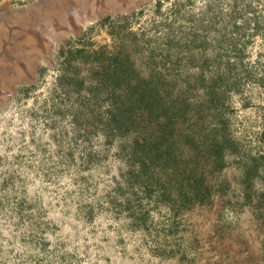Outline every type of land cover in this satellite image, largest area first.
Masks as SVG:
<instances>
[{"label":"rangeland","instance_id":"1","mask_svg":"<svg viewBox=\"0 0 264 264\" xmlns=\"http://www.w3.org/2000/svg\"><path fill=\"white\" fill-rule=\"evenodd\" d=\"M126 27L155 55L154 36L180 27V47L241 50L234 89L211 107L199 106V90L182 94L190 113L202 110L196 129L208 143L223 118L234 145L221 162L179 142L169 171L128 174L118 146L130 133L94 120L90 64L75 52L111 48V31L132 40ZM183 64L174 74L193 77ZM61 70L88 83L61 87ZM263 122L264 0H0V264H264V175L238 184L241 157L261 151Z\"/></svg>","mask_w":264,"mask_h":264},{"label":"trees","instance_id":"2","mask_svg":"<svg viewBox=\"0 0 264 264\" xmlns=\"http://www.w3.org/2000/svg\"><path fill=\"white\" fill-rule=\"evenodd\" d=\"M174 6L176 8L173 4ZM159 7L160 3L157 8ZM177 16L178 14L173 15L174 22L171 25L177 23L179 18ZM122 21L128 22L125 18ZM171 25L154 23L152 27L154 29L161 27L165 32H170ZM125 29L127 38L130 35L132 40L111 31L109 35L114 40L111 48L108 49V46L94 50L84 48L75 52L78 63L90 64L91 80L84 92L91 102L87 107L92 106L94 120L102 123L112 136L130 133L125 145L118 146L119 151L125 154L123 161L128 174L132 176L133 173L144 174L147 165L155 168L160 166L164 171H169L168 162L172 159L170 155L173 156L179 142L186 143L184 145L187 146L190 144L193 152L199 150L201 151L199 153L203 152L216 163L221 162L226 150L234 145V141L223 127L225 124L223 118H214L216 127L211 131L212 141L208 143L209 139H206L208 130L196 129L204 118L202 110L190 109L192 112L190 113L182 94L199 90L203 96L199 106L211 107L217 95L220 97L234 89L226 85L229 81H234L235 77L231 76L233 67L236 66L234 61L240 60L241 50L233 48L230 50L231 55L216 57L215 53L209 54L207 50L201 48L180 47L182 42L188 39L186 32L180 27L176 34L154 36L155 42L161 46L157 48L161 53L155 55L153 51L156 49L151 45L152 41L143 32L131 31L130 27ZM210 55L215 60L210 61ZM171 59H175L176 63ZM195 59L198 61L196 64L192 62ZM182 63L184 71L185 67L193 71V77L183 80L174 74L177 71L174 66ZM78 78L79 75L73 72L61 70L58 84L64 87L71 85V81H77L79 84L77 88L81 89L86 80ZM187 115L190 118L187 119ZM191 119L195 121L192 125L195 130L183 131L185 127L180 124V120L188 122ZM258 143L261 147L260 152L251 157H241L243 162L239 169L238 184L242 186L249 182L251 176L264 175V124L259 133ZM230 151L232 155L234 148ZM159 161L163 164H159ZM166 165L168 167H163Z\"/></svg>","mask_w":264,"mask_h":264}]
</instances>
